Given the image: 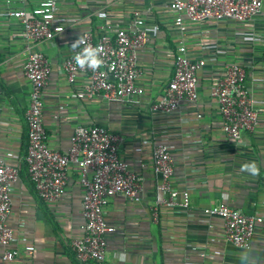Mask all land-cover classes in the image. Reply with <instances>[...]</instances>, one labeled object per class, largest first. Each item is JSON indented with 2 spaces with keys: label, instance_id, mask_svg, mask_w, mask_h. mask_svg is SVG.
<instances>
[{
  "label": "crops",
  "instance_id": "crops-1",
  "mask_svg": "<svg viewBox=\"0 0 264 264\" xmlns=\"http://www.w3.org/2000/svg\"><path fill=\"white\" fill-rule=\"evenodd\" d=\"M168 2L60 0V13L77 23L55 39L56 45L34 48L44 53L52 69L43 97L47 144L65 153L77 125L103 126L119 138L120 159L142 177L139 202L113 197L105 208V221L113 229L106 236V264H264V0L261 14L251 22L186 21L185 33L174 27ZM103 9L112 21L119 19L126 26L139 11L151 30L138 60L142 75L137 85L144 92L122 102H106L102 95L77 99L75 94L87 85L86 77L77 75L69 83L60 69L72 44L85 32L98 37L96 13ZM156 25L159 30H152ZM181 41L192 59L207 60L198 73V99L161 113L154 106L172 79ZM24 47L17 22L0 20V158L18 173L7 220L14 232L8 249L18 251V256L8 262L0 254V264H76L71 242L83 234L77 168L70 166L66 193L52 204L41 200L28 174L25 115L31 85L23 74ZM230 62L243 67L244 85L262 122L235 143L222 133L217 104L209 96ZM156 142L170 149L173 183L188 193V209H156L161 197L151 156ZM250 163L257 167L256 174L241 171ZM220 206L261 217L249 250L225 241L221 219L210 215L213 207ZM27 246L34 247L32 254L25 251Z\"/></svg>",
  "mask_w": 264,
  "mask_h": 264
},
{
  "label": "built area",
  "instance_id": "built-area-1",
  "mask_svg": "<svg viewBox=\"0 0 264 264\" xmlns=\"http://www.w3.org/2000/svg\"><path fill=\"white\" fill-rule=\"evenodd\" d=\"M59 3L60 0H2L0 20L17 22L25 42L23 74L31 85L25 115L29 178L41 200L52 204L66 193L70 166L77 168L83 192V234L82 238L71 242V249L76 264H106V236L113 229L105 221V208L113 197L139 202L142 177L120 159L119 138L103 126L77 125L71 146L65 153L51 149L47 144L43 97L52 69L44 53L34 48L56 45L55 39L77 23L76 18L60 13ZM262 7L263 0H169L167 3L173 25L180 33L186 32V21L251 22L261 14ZM96 20L98 37L94 39L91 31L85 32L78 39L82 42L60 63V69L69 83H73L77 75L87 79L85 89L76 93L75 97L92 99L102 95L106 102H122L142 95L144 91L137 85L142 75L138 60L139 52L149 40L150 28L139 11L133 12L128 26L119 19L112 21L104 9L96 13ZM152 30L158 31L159 26H154ZM89 47L100 49L98 58L103 63L95 71L87 66L79 67L74 60L77 53ZM206 64V59H192L181 41L174 56L172 79L154 109L169 114L184 102L195 103L198 99V73ZM244 81L243 67L230 62L224 67L222 79L209 92L221 116L222 133L234 143L241 140L243 132H253L262 125ZM151 156L153 171L160 178L158 191L161 197L157 200L156 209H188V193L176 188L173 183L174 168L169 147L156 142ZM17 181V171L0 158V250L3 249L0 254L2 260L8 262H13L18 256V251L8 249L14 240V232L7 224L13 185ZM210 215L221 219L227 243L241 250L251 248L255 227L262 221L261 217L247 216L229 206L213 207ZM25 251L32 254L34 247L27 246Z\"/></svg>",
  "mask_w": 264,
  "mask_h": 264
},
{
  "label": "clouds",
  "instance_id": "clouds-1",
  "mask_svg": "<svg viewBox=\"0 0 264 264\" xmlns=\"http://www.w3.org/2000/svg\"><path fill=\"white\" fill-rule=\"evenodd\" d=\"M82 41H76L72 44V47H77L78 43H81ZM100 52L99 48H85L82 53H77L74 56V60L76 65H78L81 68H84L87 66L88 68L92 69L93 71L97 70L102 65V60L98 58V53ZM241 171L250 172L252 174H256L258 172L257 167L254 163L245 164L242 166ZM121 260H123L125 257L122 254Z\"/></svg>",
  "mask_w": 264,
  "mask_h": 264
}]
</instances>
